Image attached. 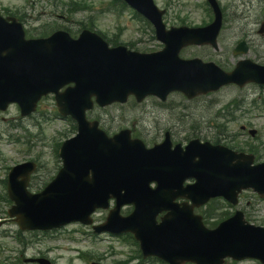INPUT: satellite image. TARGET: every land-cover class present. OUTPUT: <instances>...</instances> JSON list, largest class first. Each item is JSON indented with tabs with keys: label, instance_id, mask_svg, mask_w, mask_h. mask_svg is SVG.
<instances>
[{
	"label": "water",
	"instance_id": "obj_1",
	"mask_svg": "<svg viewBox=\"0 0 264 264\" xmlns=\"http://www.w3.org/2000/svg\"><path fill=\"white\" fill-rule=\"evenodd\" d=\"M126 1L155 25L156 37L164 44L161 52L142 55L127 52L122 47L108 49L101 38L86 31L77 40L60 33L46 40L25 41L21 26L15 20L11 19V24L0 20V96L16 101L21 107L30 103L32 110L41 95L54 92L58 111L62 115L70 114L79 125V137L62 149L64 168L51 184L52 190L49 191L50 187L45 193V197L52 199L51 213H46V217L63 218L67 208L76 205L71 216L90 223L91 211L95 207H106L108 197L123 190L125 195L121 194L117 200L110 221L120 227L119 231L134 233L144 257L156 256L169 264H219L223 257L236 250L255 251L248 240L240 242L242 235L239 232L230 231L226 237L213 236L207 231L201 235L204 230L200 232L190 218L175 214L171 202L170 215L160 225H156L154 219L170 197L167 193L157 195L159 191L176 189L174 196H188L187 191L179 190L180 185L177 186L184 174L194 172L198 180L200 176L199 185L191 193L197 198L216 191L228 193L235 180L245 181L264 193V164L251 169L245 159L215 150L206 152L207 148L194 151L199 158L197 162L193 158H181L179 154H159L156 149L146 151L140 142L131 141L127 132L107 139L96 129V123L85 122L84 112L92 106L91 97L104 106L113 101L124 102L129 95L138 102L147 95L165 100L171 91L193 98L230 83L240 87L248 82L264 84V68L248 61L239 63L236 70L225 74L213 64L178 59V52L189 44L209 43L216 47L220 16L212 0L216 20L211 26L200 30L171 29L169 32H165L160 24L163 12H159L151 0ZM263 32L264 25L260 30ZM245 51L243 49L242 53ZM69 83L74 87L58 92ZM24 110L28 113L30 106L25 105ZM88 160L93 162L90 165L92 171L87 169L81 178L75 167L85 165ZM151 179L158 184L155 192L145 189ZM126 203H133L135 211L131 217L119 220V207ZM17 211L16 221L25 228L24 217ZM182 211L188 215L190 210L184 207ZM77 212L81 214L76 215ZM87 212L88 215L84 214ZM100 231L118 233L109 224L98 228ZM261 235L254 244L264 246V234ZM260 250L264 252L263 248Z\"/></svg>",
	"mask_w": 264,
	"mask_h": 264
},
{
	"label": "rangeland",
	"instance_id": "obj_2",
	"mask_svg": "<svg viewBox=\"0 0 264 264\" xmlns=\"http://www.w3.org/2000/svg\"><path fill=\"white\" fill-rule=\"evenodd\" d=\"M153 1L157 7L166 10L163 17L166 27L201 26L212 20L205 0ZM217 1L223 16L219 50L195 49V53L205 61L218 64L223 70H229L241 58L264 65V36L257 32L264 22V0ZM119 6L116 0H0V13L18 15L26 38H39L57 30H67L76 38L88 26L111 41L116 39L117 43L130 50L149 52L159 49L148 25L128 10L120 14L116 9ZM240 42L249 48L245 56L232 53ZM181 57L188 58V51H183ZM54 113L52 96L42 98L37 111L25 118H19L15 105L6 106L4 113H0V135L3 139L0 142V170L6 171L30 159L37 160L40 167L30 183L33 192L36 188H44L55 177L61 167L58 146L72 136L69 123ZM226 114H232L234 118H230L234 120L227 122ZM92 115L101 120L102 128L109 134L127 128L148 147L161 142L163 131L170 129L174 132V140L180 144L186 143L187 138L210 141L218 137L221 143L232 141L229 143L243 148L251 145L264 151V88L255 85L243 88L228 86L193 100H186L180 94H172L166 103H160L153 97L140 104L129 100L125 105L95 108ZM217 124L224 125L223 134L217 131ZM242 126L255 129L256 137L250 138L240 129ZM9 134L13 136L12 141L6 138ZM252 197L250 193L245 194L239 208ZM7 209L8 205L0 194V262L3 264H18L20 261L27 264L28 259L38 257H45L52 264H90L97 259L114 264V261H123L132 255L135 257L136 248L125 240L90 236L87 230L77 225H69L47 235L20 232L12 221L6 219ZM257 210L256 218H264V203H259ZM103 216L104 213H98L96 220ZM17 239L23 244H19ZM80 251H86L83 258H79ZM129 264L151 263L134 258ZM236 264L257 263L244 261Z\"/></svg>",
	"mask_w": 264,
	"mask_h": 264
},
{
	"label": "bare ground",
	"instance_id": "obj_3",
	"mask_svg": "<svg viewBox=\"0 0 264 264\" xmlns=\"http://www.w3.org/2000/svg\"><path fill=\"white\" fill-rule=\"evenodd\" d=\"M93 162H91V161H87L86 162V164L84 165H80V166H77V167H75V170H76V172L79 174V176L82 178V177H84L85 176V171L87 170V169H89L88 171H90V169H91V171H92V166H91V168H90V165L92 164ZM96 174V173H95ZM97 174H99V173H97ZM89 175H92V173L90 172V174ZM88 175V176H89Z\"/></svg>",
	"mask_w": 264,
	"mask_h": 264
}]
</instances>
